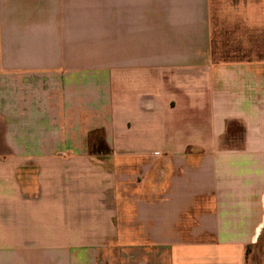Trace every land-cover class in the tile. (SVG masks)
I'll return each instance as SVG.
<instances>
[{
    "label": "crops",
    "instance_id": "obj_1",
    "mask_svg": "<svg viewBox=\"0 0 264 264\" xmlns=\"http://www.w3.org/2000/svg\"><path fill=\"white\" fill-rule=\"evenodd\" d=\"M208 8L0 0V264L264 247V59L217 57Z\"/></svg>",
    "mask_w": 264,
    "mask_h": 264
},
{
    "label": "rangeland",
    "instance_id": "obj_2",
    "mask_svg": "<svg viewBox=\"0 0 264 264\" xmlns=\"http://www.w3.org/2000/svg\"><path fill=\"white\" fill-rule=\"evenodd\" d=\"M208 6L212 46L217 57L235 61L243 57L238 54L243 52V46H251L260 54L245 57L264 59V0H208ZM72 232L69 231V241ZM249 264H264V247L255 248Z\"/></svg>",
    "mask_w": 264,
    "mask_h": 264
},
{
    "label": "trees",
    "instance_id": "obj_3",
    "mask_svg": "<svg viewBox=\"0 0 264 264\" xmlns=\"http://www.w3.org/2000/svg\"><path fill=\"white\" fill-rule=\"evenodd\" d=\"M220 58L223 59V60H228V61H230V60H229L228 58H226V57L223 58V57L220 56ZM236 60H237V59H236ZM236 60H235V61H236Z\"/></svg>",
    "mask_w": 264,
    "mask_h": 264
}]
</instances>
